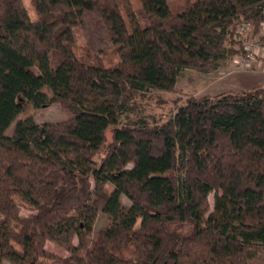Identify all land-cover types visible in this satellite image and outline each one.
<instances>
[{
  "label": "trees",
  "instance_id": "1",
  "mask_svg": "<svg viewBox=\"0 0 264 264\" xmlns=\"http://www.w3.org/2000/svg\"><path fill=\"white\" fill-rule=\"evenodd\" d=\"M138 1L32 0V20L23 0H0V264H264V85L130 120L182 70L244 56L237 30L260 33L264 0H197L177 15L171 0ZM30 104L71 117L19 120ZM99 213L110 224L93 238Z\"/></svg>",
  "mask_w": 264,
  "mask_h": 264
},
{
  "label": "rangeland",
  "instance_id": "2",
  "mask_svg": "<svg viewBox=\"0 0 264 264\" xmlns=\"http://www.w3.org/2000/svg\"><path fill=\"white\" fill-rule=\"evenodd\" d=\"M134 7L139 6L138 0H131ZM197 0H171L170 11L172 14L177 15L183 12L186 3L195 2ZM23 3L32 20L36 19L35 9L32 5V0H23ZM244 27H239L237 32L238 36L252 40H263L260 33L255 34L252 27L246 31ZM262 28V27H261ZM261 32V29H260ZM245 33V34H243ZM245 37V38H246ZM84 38L81 33L78 34V55L83 53ZM118 56L114 52L105 58V66L111 67L118 62ZM251 73V74H245ZM246 75V76H243ZM250 75V76H249ZM253 77V78H252ZM264 80V60L251 64L250 67H243L237 61L236 57H229L219 62V67L208 73L198 71L195 69H184L178 77L176 90L167 92L153 90L145 98L139 100V109L137 114H132L130 120L136 121L139 118L148 119L151 125L155 123H163L176 112V109L187 102L190 97L202 98L204 96H216L229 91H243L250 89L255 85L263 82ZM242 82V86H239ZM264 85V84H261ZM237 92V91H236ZM71 117V114L59 104H52L44 109H35L32 104L29 105L28 110L19 116V120L32 118L38 124L44 123H58L65 122ZM16 122L7 130L6 135L12 136ZM112 129L106 134V144L112 141ZM103 154V153H102ZM129 165L128 168H131ZM215 193L209 196V203L211 211L213 210ZM121 201L124 205L130 206L131 202L125 196H122ZM31 213L30 210L23 207L21 214L27 216ZM110 220L107 215L99 213L95 221L92 237L96 238L97 234L104 228L108 227ZM175 232L186 234L189 231L188 225L176 224L171 227ZM77 244V239L74 240ZM46 250L58 257L65 258L69 253L53 243H47ZM113 252L124 258L133 257V248H120L115 247ZM39 264H57L53 260L41 259Z\"/></svg>",
  "mask_w": 264,
  "mask_h": 264
},
{
  "label": "built area",
  "instance_id": "3",
  "mask_svg": "<svg viewBox=\"0 0 264 264\" xmlns=\"http://www.w3.org/2000/svg\"><path fill=\"white\" fill-rule=\"evenodd\" d=\"M249 28H250L249 26H246L244 30L248 31ZM247 31L245 33H247ZM260 34L263 40L248 39L244 42V52H245L244 56H236V61L241 66L250 67L251 64H255L258 61L264 60V23L262 24Z\"/></svg>",
  "mask_w": 264,
  "mask_h": 264
},
{
  "label": "crops",
  "instance_id": "4",
  "mask_svg": "<svg viewBox=\"0 0 264 264\" xmlns=\"http://www.w3.org/2000/svg\"><path fill=\"white\" fill-rule=\"evenodd\" d=\"M245 74L247 75V74H251V73H245ZM246 75H243V76H246ZM249 76H250V75H249ZM252 78H253V77H252ZM261 84H264V80H263V82H261V83L255 85L254 87H252V88H250V89L243 90V91L251 90V89H253V88L257 87V86H263V85H261ZM239 86H240V87L242 86V82H239ZM236 91H237V92H240V91H238V90H236ZM236 91H234V92H236Z\"/></svg>",
  "mask_w": 264,
  "mask_h": 264
}]
</instances>
